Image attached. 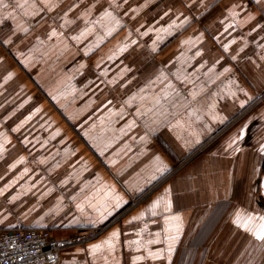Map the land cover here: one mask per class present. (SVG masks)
Returning a JSON list of instances; mask_svg holds the SVG:
<instances>
[{
  "label": "crops",
  "instance_id": "1",
  "mask_svg": "<svg viewBox=\"0 0 264 264\" xmlns=\"http://www.w3.org/2000/svg\"><path fill=\"white\" fill-rule=\"evenodd\" d=\"M140 15L158 18L157 67L130 80L140 120L116 122L135 147L100 152L88 138L83 167L57 186L27 171L34 201L0 230L102 228L57 264H264V0H140ZM47 16L61 23L63 0H0L6 47ZM125 78L103 94L120 112L133 110Z\"/></svg>",
  "mask_w": 264,
  "mask_h": 264
},
{
  "label": "rangeland",
  "instance_id": "2",
  "mask_svg": "<svg viewBox=\"0 0 264 264\" xmlns=\"http://www.w3.org/2000/svg\"><path fill=\"white\" fill-rule=\"evenodd\" d=\"M45 21L24 37L16 34L13 47H6L11 37L0 34V227L13 225V214L34 201V186L24 184L27 171L57 186L83 167L88 138L100 152L135 147L136 130L116 122L140 120L130 80L157 67L151 42L158 18L142 17L140 0H63L62 22L55 25L50 16ZM118 73L126 77L121 93L133 110L103 104L104 92L119 94ZM109 122L115 124L111 129ZM104 132L111 134L109 144L99 139ZM119 136L125 143L119 144Z\"/></svg>",
  "mask_w": 264,
  "mask_h": 264
},
{
  "label": "built area",
  "instance_id": "3",
  "mask_svg": "<svg viewBox=\"0 0 264 264\" xmlns=\"http://www.w3.org/2000/svg\"><path fill=\"white\" fill-rule=\"evenodd\" d=\"M256 104L264 105V93ZM100 229H86L69 239H57L42 229L0 230V264H57L60 250L84 244L97 237Z\"/></svg>",
  "mask_w": 264,
  "mask_h": 264
},
{
  "label": "trees",
  "instance_id": "4",
  "mask_svg": "<svg viewBox=\"0 0 264 264\" xmlns=\"http://www.w3.org/2000/svg\"><path fill=\"white\" fill-rule=\"evenodd\" d=\"M225 129V128H224ZM224 129H221L219 132H217L213 137L217 136L218 134L222 133ZM213 139V138H212ZM211 140V139H210Z\"/></svg>",
  "mask_w": 264,
  "mask_h": 264
}]
</instances>
